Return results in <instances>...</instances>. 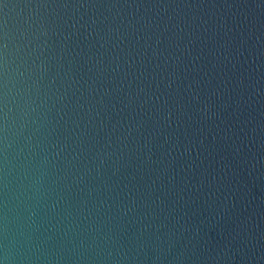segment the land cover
Returning a JSON list of instances; mask_svg holds the SVG:
<instances>
[{
    "label": "water",
    "instance_id": "95a60500",
    "mask_svg": "<svg viewBox=\"0 0 264 264\" xmlns=\"http://www.w3.org/2000/svg\"><path fill=\"white\" fill-rule=\"evenodd\" d=\"M0 264H264V0H0Z\"/></svg>",
    "mask_w": 264,
    "mask_h": 264
}]
</instances>
